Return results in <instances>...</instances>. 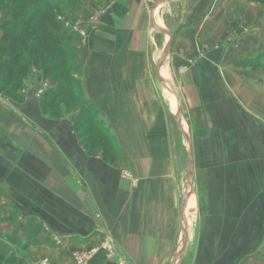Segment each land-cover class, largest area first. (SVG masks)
<instances>
[{"label":"crops","instance_id":"0c3cea01","mask_svg":"<svg viewBox=\"0 0 264 264\" xmlns=\"http://www.w3.org/2000/svg\"><path fill=\"white\" fill-rule=\"evenodd\" d=\"M165 1L89 0L75 10L82 80L91 83L83 91L121 139L117 164L88 155L68 120L40 112V95L54 83L39 71L31 72L33 90H23L19 106L26 124L0 103V180L11 194L26 180V216L37 218L39 237L53 243L30 246L23 264H72L69 249L99 235L112 238L126 264H170L179 251L177 185L155 170L157 146L146 138L157 111L145 89L154 7L157 27L171 34L173 65L188 69V113L203 140L190 139L194 171L196 148L208 147L194 200L197 235L178 264H264V79L251 75L264 64L246 63L264 53V10L248 0H175L158 8ZM173 6L180 15L167 14ZM157 14L166 16L167 31ZM87 264L117 263L100 251Z\"/></svg>","mask_w":264,"mask_h":264},{"label":"rangeland","instance_id":"374dc122","mask_svg":"<svg viewBox=\"0 0 264 264\" xmlns=\"http://www.w3.org/2000/svg\"><path fill=\"white\" fill-rule=\"evenodd\" d=\"M83 1H89V0H66L64 2L65 5H61L62 6L61 8H67V9L70 8L72 10L71 13L74 14L73 16L74 19H68L67 17H66L67 19L64 18L66 19L64 22V26H66V28H68L70 32L75 34L74 36H76L75 38L78 37V40H80V33L78 32V27L76 25L77 16L75 15V10L76 7L81 6ZM213 1L216 2L217 0H213ZM248 1L250 3L258 5L259 8H262L264 10V4L255 2L253 0H248ZM215 2L212 4V6L215 4ZM172 8L173 9H169L170 11H166L167 14L173 15V11H176L177 12L176 15H180L181 7L173 6ZM0 12H1L0 19H5L10 17V13H6V11L0 9ZM156 16L158 18L159 25L163 28L162 30L167 31L168 26L166 23V16H160L159 14H157ZM1 35H2V30H1ZM152 36L154 37H152V42H151L152 50H150V60H149L150 73L148 75L149 77L148 81L145 84L146 85L145 89L147 90L148 93L152 95V100L155 104L157 111H156V116L152 115L153 129L147 132L146 138L149 140V142H151V144L157 146V152L153 153L154 157L158 158V160L156 159L157 166L155 170L167 172L169 175L172 174L174 176L173 180H174V184L177 185L176 187L178 189L179 206H180L186 188L185 170L187 163V145L178 131L177 125L174 121L173 112L174 114L178 115L179 119L182 122V126L190 139H193V136H195L196 137L195 139L198 141V143H202L203 140L199 139L202 138L200 137L202 136V133L197 131L198 124L196 123L195 120H193L194 116L189 115L188 113V105H187L188 99H186V92L184 89L187 80L186 75L188 73V69L185 67H178L173 65L172 62H174V57L176 58V56H172L173 52H171L169 49L165 60L161 61L160 58L163 51V47L167 42H169L168 41L169 39L166 36H162L161 34L156 33L153 30H152ZM62 45L66 47L65 51H67V53L66 54L63 53L61 57L56 58L55 61H53L54 63L53 65L60 63L62 67L61 69L58 70L54 69L53 71H51L50 76L47 77L45 80L52 81L54 83V87L57 86V82H60L62 84L67 83L69 90L67 91L66 94H63L56 100V104L53 108L47 110L45 113H42L40 108V101L42 100L43 94L45 92L42 93L40 95V100L38 103L40 112L48 116L49 118L55 120H59L60 118H65L66 120H68L70 122L72 132L75 133L74 127H76L78 133L80 134L79 137H77L75 133L79 143L80 141L85 142L86 149L87 150L90 149L92 151L93 155L91 156L100 155L103 158L102 150L104 151L107 149V152L109 153L108 156L115 155L117 159L112 164H117L118 162H120L122 157L119 149L121 139L118 140L114 132L110 131L108 125L106 124V121H104L103 117L100 116L98 110L93 106L90 99H87V97L86 99H83L79 95V91L81 90L84 93L83 87H87L88 89H90L91 83L88 80H82L81 67L79 73L75 72L76 64L74 62L76 60H79L78 55H76L77 52L79 53L78 43L76 42L73 43L72 41L67 40L66 37L64 36ZM163 61L164 64L162 66V70L160 71L161 77L160 79H157L156 72L157 69L159 68L158 62H160L161 65ZM246 63L249 65L252 64V66L264 64V53H262L257 58H252L250 60H247ZM33 70L36 69L30 70L27 78L24 80L21 88L18 91V94L22 96L21 102L9 98L8 96H6L5 92H0L1 105L4 108L5 107L8 108L11 112L18 114L20 118V123H24V124L27 123L26 122L27 120L19 106L22 105L24 103V100L26 99L25 95L23 94V90H27L28 92L29 91L32 92L33 90L34 86L31 83V79L33 76L31 72H33ZM39 72L42 74L41 71ZM255 72L256 71H254V73H252L251 75H255L256 77L258 75L260 79H264V71L263 72L260 71V73H255ZM142 88L143 85L141 89ZM152 114H154V112ZM111 117L116 127H118L119 125L117 119L113 118V116ZM194 125L196 128L195 132L192 131ZM110 135H113L114 138V143H113V146L115 148L114 152L108 149L110 147H108L109 145L104 141ZM139 136H140V132H139ZM137 137L138 136L135 135V137L133 138L139 141ZM81 146L83 147V145ZM83 149L87 153V150L84 147ZM205 149H206V153H208V147H206ZM205 149L203 146H201V144L199 148H196L197 153L194 162L195 173L192 181V186L191 184H189L190 185L188 191L189 193L187 195L186 203L184 206L182 223L186 234L187 232L189 233L188 240L191 242V243L188 242L186 250L190 247V244L193 248L195 236L197 235V231H198V214H197L198 211L196 209L194 200H195V193L197 191L196 189L198 188L199 182L201 181V178H199L200 173L207 165V163L203 162L205 156V152L203 153V150L205 151ZM26 153H27L26 146H22L19 148L20 156ZM135 153L136 152L134 151V154ZM123 171L129 173L130 169L124 168ZM130 173H132V171ZM25 181H26L25 179H19L18 183L21 184V186H18L19 188H16L15 191L11 194V192L7 189L8 187H10V185L6 184L5 179H3V182L2 180H0V264H5L9 258L14 259L15 262H20L21 264H23V262L30 257L32 250L30 246L40 245V244H44L45 246L48 244L53 245V243L50 241V236L48 234L43 238L39 237V234L41 233V227L40 224L37 222V218L32 217L30 215L26 216L31 212L29 209H27V206H29L28 204H30L31 201L27 199V196L24 193L26 192V188L24 185ZM188 199H189V203L187 204ZM11 204L12 206H9ZM186 208H187L188 219H186L185 216ZM37 212L42 213L39 210ZM95 236L96 233L94 232L88 235L86 239L89 240V238ZM105 239H106L105 235H99V237L93 243L87 244L85 245V247L78 244V246L69 249L70 261H72V264H79L77 257L79 259L80 258L83 259L81 264H87L88 260L93 255L101 251L99 250V247L101 246L103 241H105ZM182 239H183V234L179 225L178 226L179 249H181L182 247ZM62 242L59 241V245H61ZM56 243L57 241H54V244ZM95 248L96 251L93 252L94 254H92L90 251H92ZM67 250L68 249H66V251ZM103 253L106 255L105 252ZM183 260L184 259H182V261ZM46 264H56V263L53 260L48 259V262Z\"/></svg>","mask_w":264,"mask_h":264},{"label":"trees","instance_id":"16d2710c","mask_svg":"<svg viewBox=\"0 0 264 264\" xmlns=\"http://www.w3.org/2000/svg\"><path fill=\"white\" fill-rule=\"evenodd\" d=\"M65 1L0 0V9L10 13L9 18L0 19L2 30L0 37V92H5L9 98L18 102L22 101V96L18 94V91L31 69L41 71L44 79L49 77L50 72L54 69H61L60 63L53 65V61L61 57L63 53H67L66 47L62 45L64 36L73 43L79 42L78 37L75 38V34L64 26L67 18L74 19L70 8H61V5H65ZM253 1L264 4V0ZM58 16H61L62 19H58ZM76 55L79 56V53L77 52ZM74 63L76 64L75 72L79 73V60ZM67 85V83L57 82L56 87L50 88L43 94L40 101L42 113L53 108L56 100L67 93L69 90ZM79 95L86 99L82 90L79 91ZM74 129L79 137L80 134L76 127ZM104 141L109 145L108 149L114 152L113 135L108 136ZM80 144L86 149L85 142L80 141ZM87 154L93 155L90 149L87 150ZM102 155L103 159L110 163L117 160L115 155L108 156L107 149L102 150ZM5 264L21 263L9 258Z\"/></svg>","mask_w":264,"mask_h":264},{"label":"water","instance_id":"95a60500","mask_svg":"<svg viewBox=\"0 0 264 264\" xmlns=\"http://www.w3.org/2000/svg\"><path fill=\"white\" fill-rule=\"evenodd\" d=\"M175 0H166L163 4H161L159 7L161 6H165L166 4L170 3V2H174ZM157 10L156 7L152 8L151 12H150V27L153 31H155L156 33H159V34H163L165 35L169 40V42L167 43L166 47L164 48V51H163V60H165L166 56H167V52H168V49H169V45H170V41H171V34H167V33H164L162 32L156 25L155 23V20H154V12ZM164 64V61L163 63L159 66V68L157 69V72H156V77L157 79H160V71L162 70V66ZM173 115H174V121L177 125V128H178V131L181 135V137L183 138V140L185 141L186 145H187V163H186V170H185V177H186V188H185V192H184V195H183V198H182V201H181V208H180V214H179V225H180V228H181V231H182V234H183V239H182V247L181 249L177 252L176 256L174 257V259L171 261L170 264H178L183 253H184V250L186 248V245H187V242H188V236L185 232V229H184V226L182 224V217H183V214H184V204H185V199L188 195V191H189V187L191 184L192 186V181H193V177H194V169H193V159H192V143H191V140L190 138L188 137V135L186 134L183 126H182V122L181 120L179 119L178 115L177 114H174L173 112Z\"/></svg>","mask_w":264,"mask_h":264},{"label":"built area","instance_id":"2783aa9c","mask_svg":"<svg viewBox=\"0 0 264 264\" xmlns=\"http://www.w3.org/2000/svg\"><path fill=\"white\" fill-rule=\"evenodd\" d=\"M106 239L105 241H103V243L101 244V246L99 247V250L103 251L106 253V255L108 257H111L113 259H115L117 264H126V257L123 251H121L113 242V240L110 238V236L105 235ZM96 251V248L93 249L92 251H90L92 254H94L93 252ZM77 260L79 261V264L82 263L83 259L82 258H78ZM48 262V260L45 258L41 261V263L39 264H46Z\"/></svg>","mask_w":264,"mask_h":264},{"label":"bare ground","instance_id":"6f19581e","mask_svg":"<svg viewBox=\"0 0 264 264\" xmlns=\"http://www.w3.org/2000/svg\"><path fill=\"white\" fill-rule=\"evenodd\" d=\"M168 43V42H167ZM167 43L165 44V46L163 47V51H164V48L166 47V45H167ZM163 51H162V54H161V61L163 60ZM158 65L160 66V62H158ZM160 77H161V75H160ZM187 198V197H186ZM189 202V201H188ZM185 203H186V199H185ZM184 206H185V204H184ZM187 216V215H186ZM187 219H188V217H187ZM183 224V223H182ZM180 250V249H179Z\"/></svg>","mask_w":264,"mask_h":264}]
</instances>
